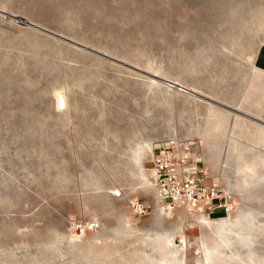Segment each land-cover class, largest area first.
<instances>
[{
    "label": "rangeland",
    "instance_id": "1",
    "mask_svg": "<svg viewBox=\"0 0 264 264\" xmlns=\"http://www.w3.org/2000/svg\"><path fill=\"white\" fill-rule=\"evenodd\" d=\"M263 44L264 0H0V264H264ZM174 137L235 196L219 231L164 210Z\"/></svg>",
    "mask_w": 264,
    "mask_h": 264
},
{
    "label": "built area",
    "instance_id": "2",
    "mask_svg": "<svg viewBox=\"0 0 264 264\" xmlns=\"http://www.w3.org/2000/svg\"><path fill=\"white\" fill-rule=\"evenodd\" d=\"M150 163L154 185L169 211L186 209L212 216L220 209L225 214L235 209V196L207 171L196 141L174 137L155 144ZM206 180L211 183L204 185Z\"/></svg>",
    "mask_w": 264,
    "mask_h": 264
},
{
    "label": "bare ground",
    "instance_id": "3",
    "mask_svg": "<svg viewBox=\"0 0 264 264\" xmlns=\"http://www.w3.org/2000/svg\"><path fill=\"white\" fill-rule=\"evenodd\" d=\"M257 68V67H256ZM257 71H260V72H262L259 68H257ZM175 82H174V85H178V84H180L181 82H179V81H177V80H174ZM261 87V86H260ZM180 88V87H179ZM263 89H264V87H262ZM182 90V89H181ZM182 91H185V92H187L188 90L187 89H185V90H182ZM189 92V91H188ZM262 98H264V97H262ZM57 99H58V105H59V107H64V106H66V104H67V101H66V98H65V96L62 94V93H58V95H57ZM263 132V131H262ZM262 137H264V136H262ZM261 137V139H263ZM154 145L152 144V143H149L148 144V148H150V154L153 152V150H154V147H153ZM206 169H207V171H208V167H207V165H206ZM221 170V169H220ZM209 172V171H208ZM215 177V179H216V181L217 182H221L220 181V179H219V177L218 176H214ZM149 178H150V180H151V182L153 183V186L155 187V185H154V182H153V179H152V170H151V168L149 169ZM156 188V187H155ZM157 189V188H156ZM227 189V188H226ZM228 190V189H227ZM229 191V190H228ZM162 201V200H161ZM163 207H164V210L168 213H171V212H173V211H169L167 208H166V206H165V204L163 203ZM234 211V210H233ZM187 212L189 213V214H192V213H190L188 210H187ZM230 212H232V211H230ZM194 214H199L198 215V218H197V220L199 221V222H201L203 225H205V226H208V228L209 227H212V229H214V228H218L217 230L219 231V226L220 225H224V224H228L229 222H231L232 223V221L231 220H229L228 218H226V217H224V218H221V219H218V220H214V219H210L208 216V214H202V213H194ZM227 214V213H226ZM208 215V216H207ZM228 216H230V214L228 215ZM218 225V226H217ZM224 226H226V225H224ZM223 226V227H224ZM228 226V225H227ZM230 226V225H229ZM231 228V227H230ZM226 234V233H225ZM227 237V236H226ZM219 238H220V236H219ZM223 238V237H222ZM222 238H220V239H222ZM224 239H227V238H223V241H224ZM164 241V240H163ZM169 239L167 238L166 239V244L167 243H169ZM226 241V240H225ZM228 241V240H227ZM226 241V242H227ZM164 243V242H163ZM225 243V242H224ZM170 244V243H169ZM217 245V244H216ZM167 246H168V244H167ZM221 247V246H220ZM218 249V248H217ZM217 249H215L214 247L211 249V248H209L208 250H207V256H206V264H211V261H212V259H213V255H214V251L215 250H217ZM218 251V250H217ZM223 260V259H222ZM225 261V260H224Z\"/></svg>",
    "mask_w": 264,
    "mask_h": 264
},
{
    "label": "crops",
    "instance_id": "4",
    "mask_svg": "<svg viewBox=\"0 0 264 264\" xmlns=\"http://www.w3.org/2000/svg\"><path fill=\"white\" fill-rule=\"evenodd\" d=\"M256 63L261 66L262 68H264V44L262 45V47L260 48V51L257 53V57H256ZM261 70V69H260ZM262 71V70H261ZM264 73V71H262Z\"/></svg>",
    "mask_w": 264,
    "mask_h": 264
}]
</instances>
